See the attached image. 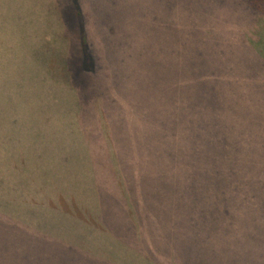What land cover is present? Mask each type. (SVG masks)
Masks as SVG:
<instances>
[{
    "label": "rangeland",
    "instance_id": "374dc122",
    "mask_svg": "<svg viewBox=\"0 0 264 264\" xmlns=\"http://www.w3.org/2000/svg\"><path fill=\"white\" fill-rule=\"evenodd\" d=\"M81 37L94 73L77 75ZM179 123L192 151H160ZM0 164L9 185H249L264 202V16L245 0H0ZM219 204L145 210L124 251L97 240L128 233H79L72 264H264V206ZM6 250L65 260L24 235Z\"/></svg>",
    "mask_w": 264,
    "mask_h": 264
},
{
    "label": "trees",
    "instance_id": "16d2710c",
    "mask_svg": "<svg viewBox=\"0 0 264 264\" xmlns=\"http://www.w3.org/2000/svg\"><path fill=\"white\" fill-rule=\"evenodd\" d=\"M252 9L264 16V0H245ZM74 10V9H73ZM73 17L81 21L78 9ZM82 56L78 58L77 75L94 73L96 57L92 55L87 41L81 37ZM192 108V107H191ZM193 121L191 122V124ZM146 124V123H145ZM160 126H163L160 124ZM193 127V126H192ZM147 128V127H146ZM190 124L188 126L189 132ZM160 131V151H192L187 146L185 132L179 123L167 132ZM151 142H150V140ZM193 139L191 134L190 141ZM195 139V137H194ZM152 150V137L141 140ZM162 141V142H161ZM184 141V145H183ZM13 155H15L13 153ZM28 152H26V157ZM0 167L3 165L0 164ZM11 176V172L0 170V180ZM77 177V176H76ZM75 177V178H76ZM46 178L35 175L33 179ZM218 200L219 209L223 214L231 211L249 212L261 209L264 202L249 198V185H172V186H133V185H9L0 182V264H21L7 254L6 248L11 245L14 249L24 235L35 247L44 249H61L65 260L58 264H72L73 252H85L88 245L87 237L76 238L79 233L114 231L128 233L131 236L119 238L113 244L109 240L102 241L106 248L112 247L121 251L137 245L136 232L139 217L145 210L153 213L182 214L188 212L200 213L204 202ZM139 201L145 202L140 206ZM202 201V203H201ZM200 203L202 206H200ZM206 211H211L208 207ZM10 229L8 232L5 229ZM110 246H108V245ZM35 248L30 247L32 251ZM7 255V261L3 260ZM71 259V260H70ZM84 259V254L80 259Z\"/></svg>",
    "mask_w": 264,
    "mask_h": 264
}]
</instances>
